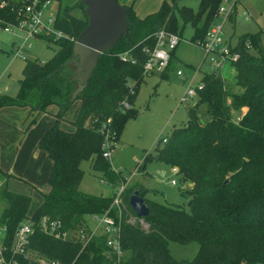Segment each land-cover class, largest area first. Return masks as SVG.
Here are the masks:
<instances>
[{
  "label": "trees",
  "instance_id": "16d2710c",
  "mask_svg": "<svg viewBox=\"0 0 264 264\" xmlns=\"http://www.w3.org/2000/svg\"><path fill=\"white\" fill-rule=\"evenodd\" d=\"M6 1L9 4L0 8V18L16 22V3ZM179 1L164 0L157 12L144 19L126 7L127 36H122L108 52L114 54L105 63L100 59L87 86L73 102L78 88L77 67L63 66L75 58L74 45L89 20L72 15L73 8L59 10L55 28L66 37L48 38L59 46L54 58L46 63L28 62L18 95L0 97V110L30 107L47 113L52 106L58 108L55 124L40 142V149L52 162L50 191L44 194L42 204L31 214L28 198L2 191L7 207L0 224L8 226L10 245L16 230L27 219L36 224L45 217L61 221L64 230L70 232L89 230L86 217L108 210L118 219V208L112 207L115 196H94L79 190L85 176L80 167L92 161L94 170L110 183L124 180L103 158L101 123L112 119L119 140L128 119L136 115L132 108L122 109V103L128 100L133 104L145 78L147 55L143 50L154 48L156 35L162 30L181 38L182 29L189 24L194 29L191 41L203 42L223 0H200L197 12L179 8ZM235 50L241 58L231 68L235 69V85L241 92L234 93L218 71L204 74V88L196 104L187 108V125L173 131L155 158L177 168L182 184H192L183 190L192 199L187 204L189 212L146 199L143 186L126 189L120 206V243L126 254L121 264H264V51L260 35L240 39ZM125 54L127 59H123ZM173 59L174 51L170 66ZM170 66L161 75L163 79L168 78ZM76 102L79 111L70 122L74 131H64L60 124ZM233 113L242 116L235 120ZM148 160L149 156L140 170H145ZM135 191L149 208L143 224L129 205ZM131 218L137 221L131 224ZM172 242L197 243L198 255L192 261L175 260L169 251ZM29 248L63 264H114L113 258L107 256V237L101 232L83 249L81 243L57 240L36 225Z\"/></svg>",
  "mask_w": 264,
  "mask_h": 264
},
{
  "label": "rangeland",
  "instance_id": "374dc122",
  "mask_svg": "<svg viewBox=\"0 0 264 264\" xmlns=\"http://www.w3.org/2000/svg\"><path fill=\"white\" fill-rule=\"evenodd\" d=\"M118 2L121 6L133 8L137 17L144 19L157 12L164 0H118ZM199 4L200 0H180L178 7L192 8L197 12ZM82 5L83 7L80 8ZM65 8H73L71 14L78 18L86 16L88 20L91 19L88 14L89 7L83 1L79 3L78 0H62L61 3L55 5L56 10L63 11ZM214 25L222 26L224 42L233 47L242 38L260 35L264 51V0H239L232 17L216 16ZM180 26L182 27L181 23ZM193 35L194 29L190 24L182 29L179 45L174 50V59L168 78L163 79L161 75L157 74L146 75L139 85L133 104L130 103L136 115L128 119L110 159L112 169L120 173L124 180L120 184L114 185L94 170L92 161H85L80 167L85 173L79 188L81 192L113 198L118 194L120 186L131 189L139 185L147 190L146 199L164 206L184 208L189 212L187 204L192 199L183 193V190L187 189V185L181 183L180 177L172 173V168L169 165L155 158L159 149L163 147L162 140L169 139L175 129L187 125V108L197 102L196 99L189 104L181 102L188 88L198 87L204 74L215 71L208 62L209 58H207L203 47L191 41ZM0 42V97H16L26 64L33 61L49 62L59 50L57 43L48 41L47 36L43 35L32 43L30 49L22 52V58H16L12 43L20 44L19 39L1 32ZM76 45L77 47L85 46L82 41H76ZM114 47L106 49L101 55L103 63L114 54V52L108 53ZM224 70L225 68L220 71L222 76ZM178 72L182 73L181 78L177 75ZM234 72L233 68L228 73L225 70V80L232 84L234 93H240L241 89L235 85ZM130 84L134 85L132 82ZM51 112H55L54 108ZM77 114L78 102L68 109L65 117L69 121H74ZM233 116L235 120H239L242 114L233 113ZM54 124L52 115L41 114L35 123L29 121L27 127L42 132V140ZM65 128L70 129L69 125H66ZM147 156H149V160L145 170H140ZM47 159L44 172L40 173V168L36 165L27 170L28 173L42 180L45 185L43 189L32 191L27 181H19L12 173L10 174L14 177L8 175L9 182L0 187V223L3 211L7 207V202L2 195L4 189H7L9 193L28 198L31 202L29 210L31 214L42 204L44 193L46 194L50 187L48 179L51 164L48 157ZM173 180L176 185L172 184ZM85 221L90 230L96 229L94 216H87ZM169 251L175 260L192 261L198 255L199 245L194 242L190 244L172 242L169 244Z\"/></svg>",
  "mask_w": 264,
  "mask_h": 264
},
{
  "label": "built area",
  "instance_id": "2783aa9c",
  "mask_svg": "<svg viewBox=\"0 0 264 264\" xmlns=\"http://www.w3.org/2000/svg\"><path fill=\"white\" fill-rule=\"evenodd\" d=\"M14 10L17 14L16 22H7L0 18V33H7L19 39L12 43V48L15 51L14 57L22 58V52L30 49L32 43L42 37L63 39L66 36L56 30V21L59 10L55 9V5L60 3L58 0H13ZM239 0H223L218 12L219 15H227L230 18L236 8ZM9 3L6 0L0 2V8H4ZM180 37L175 34L166 33L164 30L156 35V44L154 48H146L143 52L147 55V60L144 64V75H162L167 71L171 63V53L179 45ZM1 44V42H0ZM198 45L202 46L207 53L208 62L215 71L220 72L225 67H231L241 58L235 47L227 44L223 40L222 26L212 24L206 38ZM250 47V44L248 43ZM125 54L123 59H127ZM135 63L134 61H132ZM221 74V73H220ZM177 75L181 78L182 73ZM132 86V84H131ZM204 85L196 88H188L187 92L181 99L182 103L189 104L195 100L198 93L202 91ZM122 109H131V104L128 100L122 103ZM99 133L102 137V155L103 158L110 161L114 153L115 144L118 142V135L113 125V120L108 119L101 123ZM162 143H167V138L162 140ZM174 175H179L177 168L172 169ZM173 185L176 182L172 181ZM126 190V186H120L118 194L115 195L112 207L118 208V219L110 215V210L101 215H92L95 217L96 229L87 230L79 229L73 232L65 231L61 221L50 220L43 218L39 224H36L32 219H27L22 223L14 234L12 244L8 241V226L0 225V264H63L58 260L48 259L40 256L32 251L30 246L31 237L35 233V226L38 225L40 230L57 240H70L79 242L84 249L93 238L101 232L107 237V256L112 257L114 264H121L125 257L120 243V230L122 221V194ZM132 219V218H131ZM128 222L134 224L136 219ZM143 224V222L141 221ZM74 264V263H72Z\"/></svg>",
  "mask_w": 264,
  "mask_h": 264
},
{
  "label": "crops",
  "instance_id": "0c3cea01",
  "mask_svg": "<svg viewBox=\"0 0 264 264\" xmlns=\"http://www.w3.org/2000/svg\"><path fill=\"white\" fill-rule=\"evenodd\" d=\"M230 69L232 68L225 67L227 73L230 72ZM224 72L222 78L225 80ZM233 78H235V72ZM225 82L232 86L230 82L226 80ZM53 108L55 112H51ZM57 112L58 108L56 106L50 107L47 113L35 112L30 107H6L0 110V169L2 171L0 173V187L7 185L9 182L8 175L13 176L10 173L14 174L19 181H27L32 191L45 187L41 179L27 171L36 165V167L40 168V173L44 172L48 160L47 157L49 158L48 154L40 149L42 132L30 129L27 124L29 121L30 123H35L41 114L52 115L55 122L54 115ZM64 119L65 121L60 124L61 129L73 132L74 128L70 123L73 121L67 120L65 116ZM66 125H69L70 129H66ZM24 130L25 132H23ZM49 161L52 167L50 158ZM185 184L190 188V183Z\"/></svg>",
  "mask_w": 264,
  "mask_h": 264
},
{
  "label": "water",
  "instance_id": "95a60500",
  "mask_svg": "<svg viewBox=\"0 0 264 264\" xmlns=\"http://www.w3.org/2000/svg\"><path fill=\"white\" fill-rule=\"evenodd\" d=\"M82 1L89 7L88 14L91 18L88 26L77 39V41H82L85 46L77 47L75 43V58L63 66L74 65L77 67L75 79L78 81V88L74 92L71 102L87 86L104 51L116 46L122 36H127L129 27L128 10L121 6L118 0ZM191 187L192 184H190ZM129 205L138 220L142 221L149 216V208L138 191L131 195Z\"/></svg>",
  "mask_w": 264,
  "mask_h": 264
}]
</instances>
